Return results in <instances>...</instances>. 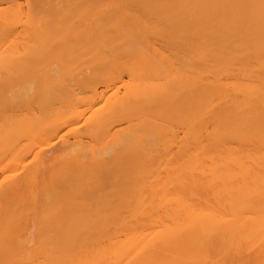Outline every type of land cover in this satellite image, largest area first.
I'll return each mask as SVG.
<instances>
[{
  "label": "bare ground",
  "instance_id": "1",
  "mask_svg": "<svg viewBox=\"0 0 264 264\" xmlns=\"http://www.w3.org/2000/svg\"><path fill=\"white\" fill-rule=\"evenodd\" d=\"M0 264H264V0H0Z\"/></svg>",
  "mask_w": 264,
  "mask_h": 264
}]
</instances>
